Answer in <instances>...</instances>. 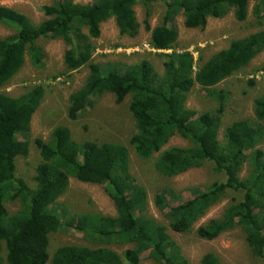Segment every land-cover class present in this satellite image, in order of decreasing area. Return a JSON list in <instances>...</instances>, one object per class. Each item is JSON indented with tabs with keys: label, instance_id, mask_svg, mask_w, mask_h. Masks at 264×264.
<instances>
[{
	"label": "trees",
	"instance_id": "obj_1",
	"mask_svg": "<svg viewBox=\"0 0 264 264\" xmlns=\"http://www.w3.org/2000/svg\"><path fill=\"white\" fill-rule=\"evenodd\" d=\"M251 0H90L87 4L53 0L43 6L45 20L36 24L16 10L0 6V25L12 33L0 38V249L5 250L0 264H140L142 253L157 264H190L171 240L166 228L153 219L140 216L146 203L145 189L129 172L128 149L115 143L77 142L65 126H57L49 139L35 138L33 145L41 161L35 166L34 186L17 176L16 161L29 155L26 139L32 116L43 98L44 88L35 85L19 96L1 91L24 65L26 57L37 69L44 67L45 52L39 43L60 39L66 46L63 64L66 73L87 65L88 76L80 89L68 99L67 117L76 120L95 100L110 92L121 103L130 96L128 110L134 120L129 145L141 161L158 154L155 170L171 178L191 169L212 164L221 180L202 191L192 189V197L170 206L165 193H157L155 205L169 219L174 232H187L209 208L228 198L221 215L198 226L196 235L211 241L239 229L250 254L264 264V152L258 145L264 139V95L253 101L254 119L231 122L218 138L221 119L211 112L198 113L185 106L187 94L198 84L208 95L225 98L216 85L246 67L264 53V29L241 39L202 62L189 51H176V17L185 26L203 29L209 18H223L232 11L237 21L247 18ZM253 13L263 17L264 0H253ZM144 8V29L150 32L148 45L160 51L163 72L143 60L117 67L92 62V39L100 35V24L114 18L120 36L135 37L140 24L135 6ZM159 4L162 14L150 27L151 6ZM166 51H170L167 52ZM264 72V64L260 67ZM254 80H249L253 84ZM217 112L223 111V103ZM178 136L188 144L164 150ZM246 166V174L242 169ZM69 178L103 185L112 200L116 215L84 213L66 224L81 234L90 246L63 245L50 257L48 237L62 226L58 198ZM19 202L9 213L6 204ZM62 212V211H61ZM132 244L121 254L108 244ZM199 264H222L214 253L204 254Z\"/></svg>",
	"mask_w": 264,
	"mask_h": 264
},
{
	"label": "rangeland",
	"instance_id": "obj_2",
	"mask_svg": "<svg viewBox=\"0 0 264 264\" xmlns=\"http://www.w3.org/2000/svg\"><path fill=\"white\" fill-rule=\"evenodd\" d=\"M71 1L80 4L90 2V0ZM52 4L53 0H0V6L18 11L36 24L46 19L41 8ZM253 5L254 1L251 0L247 18L242 22L237 21L233 12L230 11L223 18H209L203 29L189 28L185 26L184 18L181 15L177 16L175 25L178 38L174 49L178 52L183 50L191 52L195 61L201 55L204 62L213 54L227 48L231 40L241 39L264 29V13L263 17L258 19L253 13ZM134 9L140 24L138 34L133 38L120 36L114 18L101 23L99 37L91 40L94 46L92 62L102 66L114 64L119 71H123L126 66L147 60L159 74H162L164 58L157 55L160 51L153 50L148 45L150 32L144 29L142 23L145 15L144 8L138 4ZM161 14L162 8L159 4L151 6L149 19L151 28L158 24ZM11 33V30L0 25V38ZM39 43L45 52L44 67L34 68L26 57L24 65L17 74L1 88L3 93L10 96H19L35 85H42L44 88L43 98L32 116L30 131L26 133V139L31 143L29 155L26 158H18L16 161L17 176L23 177L30 186H34L35 166L41 161V157L32 142L35 138L47 141L50 133L57 126L67 127L72 139L77 142L92 141L97 144L124 145L129 153V172L147 194L145 207L139 212L140 216L151 218L157 224L164 226L171 240L179 247L190 264H199L201 257L206 253L216 254L222 264H262L250 254L242 231L238 228L211 241L200 239L196 235L198 226L221 215L228 198H222L218 204L209 208L189 231L174 232L170 228L169 219L164 214L167 209L159 210L155 205V195L165 193L169 205L173 206L185 198L192 197V189L202 191L213 181L221 180L222 176L215 173L211 163H206L200 168L168 178L161 176L155 170L157 153L147 161L139 160L129 145V138L134 132V120L128 110L130 96L125 97L121 103H117L114 95L106 92L76 120H69L67 117L69 96L84 84L89 68L84 65L76 71L66 73V67L63 64L66 46L63 41L56 39ZM263 64L264 53L260 52L246 67L217 84L216 89L222 90L225 96L221 103L217 96L211 97L202 87L195 84L187 94L185 106L198 113L211 112L219 116L221 126L218 138L222 140L224 128L231 122L244 119L250 123L253 122L255 118L253 101L259 95H264V72L260 70ZM249 80H254V83L249 84ZM222 103L223 111L217 112L219 104ZM187 144L182 138L174 136L162 150L172 146L184 147ZM258 148L264 152V139ZM245 172H247L246 166L242 169V176L246 174ZM57 203L60 205L58 212L61 213L62 226L48 237L47 252L50 257L58 247L63 245L92 247L93 243L85 240L81 234L66 224L73 216L84 213L116 215L114 204L103 185L83 183L74 178H69L68 186L58 198ZM6 207L9 213L16 212L19 209V202H9ZM107 246L119 254L126 249L134 248L132 244L114 243ZM4 255L5 250L1 247L0 260L4 259ZM140 264L157 263L148 257V252H144L140 257Z\"/></svg>",
	"mask_w": 264,
	"mask_h": 264
}]
</instances>
